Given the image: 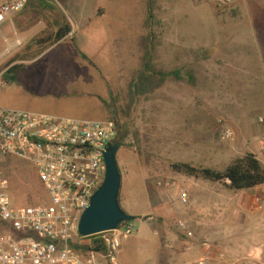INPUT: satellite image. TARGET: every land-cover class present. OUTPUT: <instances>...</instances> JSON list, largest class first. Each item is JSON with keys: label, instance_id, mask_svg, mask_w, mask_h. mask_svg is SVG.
<instances>
[{"label": "rangeland", "instance_id": "1", "mask_svg": "<svg viewBox=\"0 0 264 264\" xmlns=\"http://www.w3.org/2000/svg\"><path fill=\"white\" fill-rule=\"evenodd\" d=\"M156 1L162 25L155 29L163 31L162 44L170 54L180 52L181 63L195 69L196 79L169 81L149 98H140L133 108L129 122L133 134L139 132V140L130 136L118 149L117 160L122 208L139 218L132 221L135 233L123 240L117 264H198L204 243L211 250L215 243L194 220V191L204 180L178 173L172 164L193 162L224 169L247 152L264 159L260 122L264 117V0H235L226 6L210 0ZM48 2L52 7L28 2L21 14L29 22L9 20L0 28V107L108 120L115 113L110 105L119 90L121 72L133 62L129 54L145 32L146 4L143 0ZM62 15L73 31L40 54L44 48L33 42L52 34ZM22 58L29 59L28 67L13 83L5 82L3 74ZM122 105L124 101L117 102L121 120ZM228 130L233 137L225 138ZM18 162L12 171L16 203L43 202L44 191L32 174L33 167ZM184 190L186 203L181 199ZM258 194L264 196V185ZM226 195L236 196L234 191ZM262 213L240 215V223L244 219L245 224L238 225L230 238L233 245L262 250L243 260L244 264L264 262ZM181 220L195 239L178 230ZM230 260L234 257L226 254L206 264H233ZM103 264L112 263L104 260Z\"/></svg>", "mask_w": 264, "mask_h": 264}, {"label": "built area", "instance_id": "2", "mask_svg": "<svg viewBox=\"0 0 264 264\" xmlns=\"http://www.w3.org/2000/svg\"><path fill=\"white\" fill-rule=\"evenodd\" d=\"M210 1L226 6L235 0ZM28 2L0 0V28ZM260 122L264 125V117ZM117 134L115 120L0 107V264H103L104 260L117 264L123 240L135 233L132 222L91 235L103 241L106 252L92 248L93 239L79 230L82 214L105 180V153ZM233 135L228 130L225 138ZM18 161L33 167L44 191L43 202L16 203L12 171ZM181 199L188 201L184 191ZM177 228L195 239L186 221H179ZM87 245L91 248L79 247Z\"/></svg>", "mask_w": 264, "mask_h": 264}, {"label": "trees", "instance_id": "3", "mask_svg": "<svg viewBox=\"0 0 264 264\" xmlns=\"http://www.w3.org/2000/svg\"><path fill=\"white\" fill-rule=\"evenodd\" d=\"M59 0H57L58 2ZM147 6V15L143 19L144 31L137 38V46L130 55L133 62L127 64V68L123 69L119 79L120 86L118 92L114 96V100L110 107H115V113L109 120H115L118 125V134L112 142L116 146V151L123 145L130 136H135L139 140V132H134L131 128L129 118L133 113V108L140 98H149L156 90L162 88L169 81L187 80L193 82L196 79L195 69L190 65L181 63L180 52L169 53V49L162 44L163 31L158 32L155 27L162 25L161 18L156 13V0H143ZM29 4L38 5L40 7L50 8L51 3L48 0H30ZM57 29L50 35L35 40L33 43L42 48L40 54L48 47L54 46L59 42L67 39L73 31L72 23L69 19L62 15V19L57 20ZM81 56L87 62L92 64L91 59L80 50L76 45ZM40 54L32 56L33 58ZM28 58L19 59L20 63L11 65L3 74V79L7 83H13L17 80L18 75L24 71L28 65L25 63ZM128 63V62H126ZM124 101L123 116L117 108V102ZM109 107V108H110ZM173 169L181 174L192 176L211 182L225 183L227 188L232 191L241 192L250 190L255 187L264 185V163L258 158L257 154L247 152L237 157L224 169H216L202 164L193 162H175L172 164ZM229 181V183H227ZM139 217L136 216V219ZM125 224V223H123ZM97 236V235H96ZM93 239V247L103 252L107 251L106 245L100 238L90 236ZM84 250L91 246H79ZM162 256L166 257L165 251ZM164 259H162V263Z\"/></svg>", "mask_w": 264, "mask_h": 264}, {"label": "crops", "instance_id": "4", "mask_svg": "<svg viewBox=\"0 0 264 264\" xmlns=\"http://www.w3.org/2000/svg\"><path fill=\"white\" fill-rule=\"evenodd\" d=\"M21 13L22 12L15 14L13 22H16L17 19L20 22H29L23 20ZM258 158L264 163V159ZM227 183H229V181ZM262 186L263 185L250 189L251 192L249 194H244V191H234L236 196L232 197L226 195L232 190H229L225 183H211V181L207 182V180L199 183L198 189L194 191L196 195L193 209L196 212L194 220L198 224L199 229L209 233V235L215 239V243L212 250L209 249V246L202 248L203 254L198 261L203 258L207 261L208 259L218 260L219 258H224L227 254L232 258L234 257V260H230L233 264H244L245 262H243V260L252 256V254H261L262 250L259 247L255 248L254 246L250 247L249 245L243 244L233 245L232 242H230V238L240 225L245 224L244 219L241 221L242 223H240V215L246 218L247 213H255L261 210L264 216V209L259 204L260 195L258 194ZM184 192L186 193L185 190ZM132 215L138 216V214ZM222 240L225 242H221ZM228 241L230 244H228ZM226 245H228V247ZM231 245H233V247Z\"/></svg>", "mask_w": 264, "mask_h": 264}, {"label": "water", "instance_id": "5", "mask_svg": "<svg viewBox=\"0 0 264 264\" xmlns=\"http://www.w3.org/2000/svg\"><path fill=\"white\" fill-rule=\"evenodd\" d=\"M117 151L116 146L111 143L105 153L106 177L92 196L90 206L81 216L79 230L82 236L118 229L123 223L136 220V216L126 212L120 202L122 173Z\"/></svg>", "mask_w": 264, "mask_h": 264}]
</instances>
